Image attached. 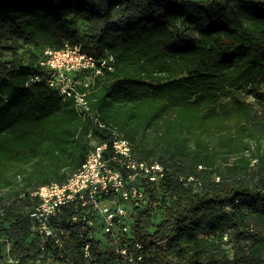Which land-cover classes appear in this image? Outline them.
I'll list each match as a JSON object with an SVG mask.
<instances>
[{
    "label": "trees",
    "instance_id": "trees-1",
    "mask_svg": "<svg viewBox=\"0 0 264 264\" xmlns=\"http://www.w3.org/2000/svg\"><path fill=\"white\" fill-rule=\"evenodd\" d=\"M66 44L114 58L86 116L29 83ZM114 130L165 170L132 211L145 264H264V0H0V254L8 240L34 264L33 194L111 148ZM64 214L65 253L83 264L89 230Z\"/></svg>",
    "mask_w": 264,
    "mask_h": 264
},
{
    "label": "built area",
    "instance_id": "built-area-1",
    "mask_svg": "<svg viewBox=\"0 0 264 264\" xmlns=\"http://www.w3.org/2000/svg\"><path fill=\"white\" fill-rule=\"evenodd\" d=\"M41 66L44 71L32 76L29 83L45 84L63 100L73 98L78 114L86 116L93 80L114 70V58H97L80 46L66 44L58 51L45 49ZM109 149L111 154L106 156ZM164 174L162 165L137 160L131 143L114 130L111 148L108 143L95 145L81 168L65 183L44 185L33 194L38 202L29 219L38 254H51L58 264H77L65 253L67 232L55 224L69 211V224L89 230V237L81 243L83 264H101L102 256L92 252L93 241L100 242L101 248L102 244L113 247L124 264H145L144 247L130 240L132 211L145 203L142 182H157ZM129 206L133 208L131 212ZM10 246L7 240L0 264H21ZM47 248L55 251L46 253Z\"/></svg>",
    "mask_w": 264,
    "mask_h": 264
},
{
    "label": "rangeland",
    "instance_id": "rangeland-1",
    "mask_svg": "<svg viewBox=\"0 0 264 264\" xmlns=\"http://www.w3.org/2000/svg\"><path fill=\"white\" fill-rule=\"evenodd\" d=\"M205 1H207V0H205ZM143 204L144 203H142L141 205H143ZM129 209L131 212L133 209L132 206H129ZM159 214H160V211L158 209L157 210V217H156L155 221L159 217ZM2 241H3V239H2ZM102 246H103V248H102L103 253H102V258H101V264H116V259L112 258L109 254H107L103 244H102ZM34 264H58V262L55 259V257L51 254H47V255L38 254L34 257Z\"/></svg>",
    "mask_w": 264,
    "mask_h": 264
}]
</instances>
